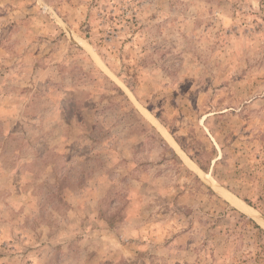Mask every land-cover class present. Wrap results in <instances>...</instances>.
I'll return each mask as SVG.
<instances>
[{
	"label": "rangeland",
	"instance_id": "rangeland-1",
	"mask_svg": "<svg viewBox=\"0 0 264 264\" xmlns=\"http://www.w3.org/2000/svg\"><path fill=\"white\" fill-rule=\"evenodd\" d=\"M0 264H264V0H0Z\"/></svg>",
	"mask_w": 264,
	"mask_h": 264
},
{
	"label": "bare ground",
	"instance_id": "bare-ground-1",
	"mask_svg": "<svg viewBox=\"0 0 264 264\" xmlns=\"http://www.w3.org/2000/svg\"><path fill=\"white\" fill-rule=\"evenodd\" d=\"M248 211V210H247Z\"/></svg>",
	"mask_w": 264,
	"mask_h": 264
}]
</instances>
